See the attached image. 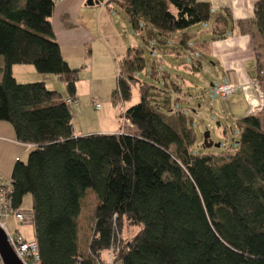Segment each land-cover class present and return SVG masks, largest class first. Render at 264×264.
Returning a JSON list of instances; mask_svg holds the SVG:
<instances>
[{"label":"trees","instance_id":"obj_1","mask_svg":"<svg viewBox=\"0 0 264 264\" xmlns=\"http://www.w3.org/2000/svg\"><path fill=\"white\" fill-rule=\"evenodd\" d=\"M111 1L135 30L145 25L164 39L185 44L194 35L189 28L211 22V40L239 27L264 43V0L239 24L227 9L214 15L205 1ZM54 6L55 0H0V121L33 146L11 178L15 207L33 197L41 264H106L112 246L117 264H264V112L240 119L234 153L196 154L193 117L175 113L170 96L136 76L147 62L141 48H130L119 63L117 93L127 101L139 87L140 101L121 114L135 131L76 135L66 99H75L81 68L62 53L50 19ZM209 42L202 47L211 53ZM15 65L55 74L69 96L44 81L18 82ZM90 190L98 204L82 253L78 220ZM126 220L141 226L132 240L119 235Z\"/></svg>","mask_w":264,"mask_h":264},{"label":"rangeland","instance_id":"obj_2","mask_svg":"<svg viewBox=\"0 0 264 264\" xmlns=\"http://www.w3.org/2000/svg\"><path fill=\"white\" fill-rule=\"evenodd\" d=\"M97 6L84 7V11L95 10L94 15L92 16L90 12L86 18H83L86 22L78 26V30L82 31L81 34L92 35V40H87L88 44H83L81 49L64 48V55L68 58L70 65L73 68H82L76 86L77 96L79 94L78 105H71L75 130L81 132V135L99 133L102 130L111 129L115 119L120 121V124H117L118 131L122 129L121 114L126 108L140 101V90L139 87H134L131 99L121 100L117 93L118 75L121 71L119 63H122L128 49L141 48L147 63L145 69L136 73V76L150 86L158 88L159 96H170L175 113L178 114L181 109L186 116L193 117L196 133V141L192 146L193 152L196 154H206L211 151L234 153L238 146L239 121L248 114L249 104L243 89H238L227 98L215 93L218 84L232 81L229 72L223 68L220 61L202 47L205 41H211V22L200 23L189 28L188 32L194 35L183 44L180 40L164 39L145 25L142 29L135 30L127 15L115 1L108 4L110 7H106L102 13V20L98 24L99 7ZM110 12L113 19L110 18ZM100 40L103 42L106 40L110 45V55H107L108 52L106 56L99 54L98 50H104ZM261 42V39L257 37L256 46L264 44ZM93 47L95 57L92 65L86 69L84 63L89 62L90 50L93 51ZM257 51L261 53V68L264 70V45ZM15 66V68H29L33 72V74L18 73L17 77L15 76L18 82L44 81L49 89L60 92L64 98L69 96L65 83L55 74L39 73L33 65ZM256 67L255 60V64L251 67L252 72H256ZM91 72H93L92 80H90ZM94 103L99 104L100 108L95 107ZM125 131L134 132L135 127L129 125ZM207 131H210L211 140L214 142L213 147L205 145ZM6 140L7 138L0 139V183L5 186L12 180L15 156L18 155L22 161L27 162L31 151L26 146L16 148L8 145L9 147L4 149ZM97 204L96 194L91 190L88 191L78 220L79 245L82 253L88 251ZM20 209L25 216L24 223L18 225L13 218H10L6 220L8 229L12 234L19 230L28 240H33L36 237L31 194L25 196ZM140 230L141 226L132 225L126 220L119 230V235L132 240Z\"/></svg>","mask_w":264,"mask_h":264},{"label":"crops","instance_id":"obj_3","mask_svg":"<svg viewBox=\"0 0 264 264\" xmlns=\"http://www.w3.org/2000/svg\"><path fill=\"white\" fill-rule=\"evenodd\" d=\"M87 1L88 0H64L60 3H55L54 10L52 12V15L50 16V19L52 21L56 39L61 46L63 55H64V48L81 49L83 44H88L87 40H92L91 39L92 35L89 34L83 35V33L81 34L82 31L78 30V26L81 23L86 22L85 20H83V18H86V16H88L90 12L92 13V16L94 15L95 10L84 11L83 10L84 7L87 6L95 7L96 5H98L97 7L99 8L97 10L98 11L97 22L99 24L102 20V13L106 9V7H110L108 6V4L111 2V0H103L100 3H95L94 5H88ZM199 1L209 2L212 5L214 15L218 14L221 10L224 9L229 10L234 22L239 24V23H246L248 19L254 16L255 5L260 0H199ZM109 15L110 18L113 19V15L111 12ZM78 16H80V18ZM256 39L254 42V39H252V35L250 33H243L241 32L239 27H235L232 35H229L226 38L213 39L209 42L211 54L213 55L214 58L219 60L223 68L227 72H229L230 79L232 82H236L240 85H247L257 76V67L255 73L252 72L251 70V67L255 64V60H256V66H258V59L256 57L257 50L255 49ZM97 41H98V37H97ZM100 43L104 45V50H101L99 48L100 49L98 50L99 54L102 56H106V53L108 52L107 55H110L111 47L107 43V41L104 40L103 42L102 40H100ZM105 47H107L106 48L107 51ZM64 57L69 62L68 58L65 55ZM94 57H95V48L93 47V51L90 50L89 62H87L86 64L84 63V67L86 69L92 65ZM15 67L16 66L12 67V73L16 77L18 73L22 74L25 72H29L33 74V72H31L32 70L29 68H15ZM92 78H93V72H91L90 80H92ZM78 96L76 93L75 99L77 101H79ZM117 124H120V121L115 119V122L112 125L111 129L102 130L99 133L120 132L117 129L118 128ZM75 133L76 135H81V132H77L76 130ZM83 134L87 135L89 133H83ZM1 138H7L4 144V149L9 147L8 145L15 146L16 148L20 146L21 147L26 146L28 150H31L33 148V146L30 144H25L17 141L13 126L6 121H0V139ZM6 143H10V144H6ZM15 159L16 161L18 159L21 160V158L18 155L15 156ZM25 238L27 239L26 236ZM33 240H36V238Z\"/></svg>","mask_w":264,"mask_h":264},{"label":"built area","instance_id":"obj_4","mask_svg":"<svg viewBox=\"0 0 264 264\" xmlns=\"http://www.w3.org/2000/svg\"><path fill=\"white\" fill-rule=\"evenodd\" d=\"M64 0H55V3H60ZM264 70L260 72L249 84L240 85L236 82H222L218 84L215 89V93L220 97L227 98L228 96L234 94L238 89H243L245 91L246 100L249 104V115H256L264 112ZM66 103L70 105H78L77 100L74 98H67ZM94 106L100 108L99 104ZM129 125L133 126L131 122L123 118V125L121 132H126V128ZM13 184L12 180L8 185L0 184V226L6 231L8 236V241L22 261L23 264H41V258L38 248V243L36 240H28L25 236L17 230L15 234H12L6 224V220L13 218L15 222L19 225L24 223L25 216L20 208L15 207L14 197H13ZM118 248L112 246L109 250L108 259L106 264H117L116 254ZM0 264H5L1 253H0Z\"/></svg>","mask_w":264,"mask_h":264},{"label":"water","instance_id":"obj_5","mask_svg":"<svg viewBox=\"0 0 264 264\" xmlns=\"http://www.w3.org/2000/svg\"><path fill=\"white\" fill-rule=\"evenodd\" d=\"M103 0H88V5H94L95 3H100ZM205 145L207 147H213L214 142L211 140L210 131L205 133ZM218 146V145H217ZM0 253L5 262V264H23L19 257L16 255L14 250L12 249L6 231L0 226Z\"/></svg>","mask_w":264,"mask_h":264}]
</instances>
